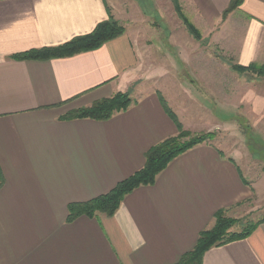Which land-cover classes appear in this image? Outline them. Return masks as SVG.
<instances>
[{
	"label": "crops",
	"instance_id": "0c3cea01",
	"mask_svg": "<svg viewBox=\"0 0 264 264\" xmlns=\"http://www.w3.org/2000/svg\"><path fill=\"white\" fill-rule=\"evenodd\" d=\"M180 2L230 63L264 66V0H242L225 19L232 0ZM133 16L118 0H0V264H176L218 211L250 199L238 154L226 153L215 137L174 159L153 185L128 194L113 216L68 221L70 204L109 193L144 167L152 147L178 133L157 89L140 90L106 121L61 119L140 81L145 43L124 23ZM109 18L125 32L97 50L12 59L88 35ZM182 45L172 44L184 52V74L163 73L159 82L190 84L178 89V102L175 87L159 92L184 128L192 124L182 114L198 111L182 113L181 100H194L218 123L238 114L261 123L264 78L236 73L208 47L195 45L191 57ZM202 264H264V222L248 238L207 251Z\"/></svg>",
	"mask_w": 264,
	"mask_h": 264
},
{
	"label": "rangeland",
	"instance_id": "374dc122",
	"mask_svg": "<svg viewBox=\"0 0 264 264\" xmlns=\"http://www.w3.org/2000/svg\"><path fill=\"white\" fill-rule=\"evenodd\" d=\"M118 2L128 16H131V13L134 14L133 18L127 19L125 17L124 23L128 21L129 29L131 27L137 29L141 33L140 38L145 43L141 63V69L144 71L142 78L137 83L132 84L128 91L119 92L128 93L132 100L140 90L157 89L160 91L161 87L167 85L170 92L171 88H176V93L173 96L174 100L178 102V98H175L178 96V89L189 86L190 83L176 82L171 77L169 78L173 82L167 84L159 82L162 80L163 73L184 74L186 67L182 66L181 62L184 52L173 48L175 43H181L184 48H188L185 53L191 57L195 54V45H199V47H208V51L215 58L224 59L226 62L231 61L232 57L225 54V49H221L220 46H209L210 41L202 36L198 26L195 25L187 4H182L180 0L178 3L184 15L201 33V41H197L183 25L175 11L172 0H118ZM172 33L176 38L175 41L172 39ZM186 43L190 45H186ZM170 59L171 61H169ZM159 91L157 93H160ZM192 93L194 94L193 90ZM183 101L181 100L179 105L180 108L184 106L182 113L188 110L191 113L198 111V114L194 115L182 114L192 124L187 129L183 127L185 131L190 133L191 137L215 133V141L226 153L233 149L238 154L240 166L246 179L250 182L251 197L240 206L226 212V216L238 221V224L232 228V232H241L245 226L264 219V115L261 123H259V118L255 119L254 116L238 114L232 116V120L228 124L226 122L222 124L223 120L218 123L215 116L202 113L194 100L186 101V103ZM174 111L176 114L178 113L177 109ZM179 113L178 115H181ZM230 153L232 154V152Z\"/></svg>",
	"mask_w": 264,
	"mask_h": 264
},
{
	"label": "trees",
	"instance_id": "16d2710c",
	"mask_svg": "<svg viewBox=\"0 0 264 264\" xmlns=\"http://www.w3.org/2000/svg\"><path fill=\"white\" fill-rule=\"evenodd\" d=\"M175 11L189 33L197 40L201 41V33L184 15L178 0H172ZM242 0H232L227 10L223 13L225 19L231 12L236 10ZM125 28L113 18L100 23L96 29L85 36L77 37L65 44L47 47L37 50H30L17 54L12 59L17 61H48L72 57L81 53L97 50L107 42L123 35ZM232 69L240 75H248L254 79L264 78V66L252 64L248 67L232 64L228 62ZM158 97L166 114L174 122L178 129L176 136L167 138L152 147L146 153L144 167L131 177L120 182L109 193L97 197L85 203H74L68 207V221H74L80 216L95 217L98 213L108 217L113 216L119 209L124 198L135 189L142 186H151L156 178L167 166L177 157L191 150L192 148L215 139V133H207L191 137L185 131L177 115L171 110L165 98L158 93ZM128 93H117L110 98L95 102L90 107L77 109L67 113L62 120L91 119L96 121H106L115 114L126 111L132 104ZM264 222V219L249 224L241 232H232V228L238 224L237 220L228 218L225 210L218 211L214 216V224L211 228L200 233L194 249L185 254L176 264H202L204 254L212 248L220 247L235 241L248 238L254 230Z\"/></svg>",
	"mask_w": 264,
	"mask_h": 264
}]
</instances>
